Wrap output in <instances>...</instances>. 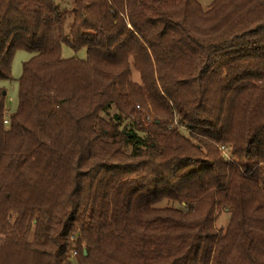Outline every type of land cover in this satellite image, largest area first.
Masks as SVG:
<instances>
[{
	"label": "trees",
	"instance_id": "trees-1",
	"mask_svg": "<svg viewBox=\"0 0 264 264\" xmlns=\"http://www.w3.org/2000/svg\"><path fill=\"white\" fill-rule=\"evenodd\" d=\"M64 1L0 0V79L34 53L7 121L0 89V264H264V0Z\"/></svg>",
	"mask_w": 264,
	"mask_h": 264
},
{
	"label": "rangeland",
	"instance_id": "rangeland-1",
	"mask_svg": "<svg viewBox=\"0 0 264 264\" xmlns=\"http://www.w3.org/2000/svg\"><path fill=\"white\" fill-rule=\"evenodd\" d=\"M67 0H65L63 2V5H65ZM211 1L212 0H199V2L201 3V5L204 8H208L211 5ZM71 3V2H70ZM70 7H72V5H70ZM34 55V53H30L28 51H24V50H18L16 51L13 61H12V79H0V89H3L6 91V111H5V119L7 121V119L9 118V115L13 112H15V110L17 109L18 106V80L22 74V66L23 63L27 60H29L32 56ZM61 56L62 58H78V59H86L87 58V50L85 48L78 50V51H74L73 49H71L69 46L66 45H62L61 48ZM132 79L136 82H140L139 79V73L136 69H132ZM139 108V107H137ZM153 115L151 114V112H149L148 115L142 116V120L143 121H149L150 118H152ZM6 127L8 126L7 124H5ZM181 132L185 135H187V132L185 131V129L179 127ZM222 152H224L226 154V156H228L229 159H232L233 161H236L237 159L234 156H231L225 149H222ZM232 218H233V214L231 213H225V212H221L217 218L216 221V226L217 228L221 229V230H226V228L229 226V224L232 222ZM3 235L0 233V244L3 242ZM71 261L73 264H78L75 258V254L71 253Z\"/></svg>",
	"mask_w": 264,
	"mask_h": 264
}]
</instances>
